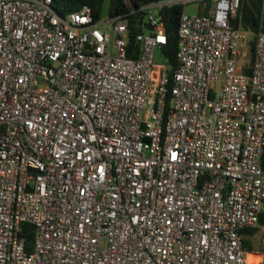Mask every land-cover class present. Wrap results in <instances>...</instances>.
<instances>
[{
	"label": "built area",
	"instance_id": "obj_1",
	"mask_svg": "<svg viewBox=\"0 0 264 264\" xmlns=\"http://www.w3.org/2000/svg\"><path fill=\"white\" fill-rule=\"evenodd\" d=\"M240 1L0 0V264H264V234L256 263L243 244L264 233V28L233 24Z\"/></svg>",
	"mask_w": 264,
	"mask_h": 264
},
{
	"label": "trees",
	"instance_id": "obj_2",
	"mask_svg": "<svg viewBox=\"0 0 264 264\" xmlns=\"http://www.w3.org/2000/svg\"><path fill=\"white\" fill-rule=\"evenodd\" d=\"M107 1L105 12L109 15L128 12L139 5L146 3L150 0H52L53 7L65 14L69 11L78 9L82 4L89 5L93 16L99 17L103 12L104 2ZM182 10V4L165 5L160 10L163 22L165 24L167 43L162 48V54L166 57L170 64V73L176 67V52L178 49V19ZM140 14L133 11L129 14V47L134 46V35L136 32L141 31L139 26ZM235 26L246 28L256 34L259 31L260 24L264 28V10L261 9V0H241L235 18L232 20ZM255 36L250 41L251 49H254ZM136 47V44H135ZM130 54V52H128ZM264 165V156H263ZM260 224L264 225V213L260 214ZM248 231V230H247ZM246 229L243 233L247 232ZM255 233L256 229L250 230ZM21 235L26 239L27 250L31 249V242L33 238V226L30 223H24L21 230ZM243 244L246 248L252 249L250 239L244 238Z\"/></svg>",
	"mask_w": 264,
	"mask_h": 264
},
{
	"label": "rangeland",
	"instance_id": "obj_3",
	"mask_svg": "<svg viewBox=\"0 0 264 264\" xmlns=\"http://www.w3.org/2000/svg\"><path fill=\"white\" fill-rule=\"evenodd\" d=\"M106 6H107V1L104 2V8H103V12H105L106 10ZM196 4H189L188 6H186V11L187 12H196ZM153 12H155V9H153ZM140 14V13H139ZM253 37V35H252ZM156 58L160 59L161 58V54L160 52H157ZM264 233L262 232H257L253 237H249L248 239H250V242L252 244V249H251V263H256L260 257V238Z\"/></svg>",
	"mask_w": 264,
	"mask_h": 264
},
{
	"label": "water",
	"instance_id": "obj_4",
	"mask_svg": "<svg viewBox=\"0 0 264 264\" xmlns=\"http://www.w3.org/2000/svg\"><path fill=\"white\" fill-rule=\"evenodd\" d=\"M146 25H147V27L150 28V30H151V28H152V24H151V22H147Z\"/></svg>",
	"mask_w": 264,
	"mask_h": 264
},
{
	"label": "bare ground",
	"instance_id": "obj_5",
	"mask_svg": "<svg viewBox=\"0 0 264 264\" xmlns=\"http://www.w3.org/2000/svg\"><path fill=\"white\" fill-rule=\"evenodd\" d=\"M250 261H251V255H250Z\"/></svg>",
	"mask_w": 264,
	"mask_h": 264
}]
</instances>
